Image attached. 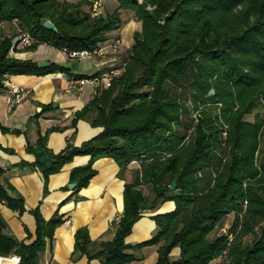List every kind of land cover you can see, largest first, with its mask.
Wrapping results in <instances>:
<instances>
[{
  "label": "trees",
  "instance_id": "16d2710c",
  "mask_svg": "<svg viewBox=\"0 0 264 264\" xmlns=\"http://www.w3.org/2000/svg\"><path fill=\"white\" fill-rule=\"evenodd\" d=\"M95 1L0 0V22L17 18L35 37L29 50L44 43L95 50L120 36L114 32L122 27V10H134L142 21L123 74L109 88H98L73 120L90 119L102 131L80 146L69 144L50 164L34 163L47 181L76 156L90 155L88 164L72 171L76 191L96 176L94 163L101 157L114 158L121 174L138 164L125 185L114 238L93 240L88 227L79 228L72 260L86 255L89 261L127 264L142 259L137 250L157 245V264H264V0H118L115 12L93 16ZM47 20L55 31L43 25ZM12 39L0 37V90L12 75L70 72L65 65L41 68L12 56ZM252 114L255 119L248 120ZM39 143L45 145V137ZM2 174L0 168V199L23 214L24 199L6 192ZM169 200L175 209L153 216L158 233L128 244L143 212ZM33 213V243L7 235L0 218V256L41 264L47 246L53 250L64 216L57 211L46 219L39 207ZM232 214L229 230L213 237ZM250 235L254 239L246 242Z\"/></svg>",
  "mask_w": 264,
  "mask_h": 264
},
{
  "label": "crops",
  "instance_id": "0c3cea01",
  "mask_svg": "<svg viewBox=\"0 0 264 264\" xmlns=\"http://www.w3.org/2000/svg\"><path fill=\"white\" fill-rule=\"evenodd\" d=\"M131 24L119 30L120 37L123 38L126 34L133 36L134 31L141 30L138 23L135 27ZM17 32L16 26L9 23L0 29V37H15ZM123 49L128 51L130 46ZM122 55H114L118 66L126 61L122 60ZM14 57L38 63L49 61L51 65H65L70 72L12 75L6 80V87L0 90V124L9 129L5 132L0 127V168L3 169L1 183L10 196L23 198L26 208L20 214L8 207L5 200L0 199V218L6 225L5 232L19 241L33 243L37 230L33 210L39 207L46 219L59 211L65 222L56 229L53 250L50 245L47 246L41 264H46L49 260L55 264H104L101 259L89 261L86 255L72 260L76 231L81 227H88L93 240L114 238L118 218L125 209V185L133 180V170L137 166H133V163L121 174V167L114 158L101 157L94 163L96 176L85 188L76 191V188L69 187L72 183V171L88 164L90 155L76 156L47 181L34 163L50 164L54 154L63 151L69 144L80 146L102 131L101 127L93 126L90 119H80L76 124L73 121L77 112L95 97L98 90L96 83L88 82L79 94H69L65 89L69 78L93 77L107 70L109 65L101 64L100 59H73L66 50L47 43L40 44L35 50L26 49ZM13 86L30 88L32 93L23 102L13 106L8 98ZM40 137H45V145L39 143ZM29 144L31 150H28ZM146 187L149 188L148 191L145 190ZM140 188L145 194L151 192L148 185ZM175 207V201L169 200L160 203L155 209L145 210L135 223L127 243H143L154 237L158 233V227L153 216L170 212ZM158 250L157 245L139 249L136 254L142 259L127 264H157ZM179 254L177 247L171 256L176 259ZM15 257L18 261L14 264H19L21 258L18 255L0 256V259Z\"/></svg>",
  "mask_w": 264,
  "mask_h": 264
},
{
  "label": "built area",
  "instance_id": "2783aa9c",
  "mask_svg": "<svg viewBox=\"0 0 264 264\" xmlns=\"http://www.w3.org/2000/svg\"><path fill=\"white\" fill-rule=\"evenodd\" d=\"M6 23L7 22L4 20L1 21L0 28L3 27ZM12 23L15 26H18V33L14 37V39H12L13 42L10 48V54L14 56L22 51L24 52L31 45H33V43L35 42V37L29 31L20 27L21 25H19L17 18H15L12 21ZM120 43H121L120 38H116L112 41L103 43L100 47H98L95 50H89V49L70 50V51L66 50L69 56L73 59H90L93 61L96 59H100L101 64L107 63L109 65V68L93 77L69 78L65 91L69 94H79L83 90L84 86L91 81L96 83L98 88L100 87L109 88L112 85L114 78L120 76L124 69L123 67L124 65L118 66L116 64L117 58L114 57V55L118 54ZM31 93L32 90L30 88L13 86L12 94H10L8 98L10 103L14 106L27 99ZM120 218L121 217L118 218L119 221ZM46 264H55V263L52 260H49Z\"/></svg>",
  "mask_w": 264,
  "mask_h": 264
},
{
  "label": "rangeland",
  "instance_id": "374dc122",
  "mask_svg": "<svg viewBox=\"0 0 264 264\" xmlns=\"http://www.w3.org/2000/svg\"><path fill=\"white\" fill-rule=\"evenodd\" d=\"M61 1H64V0H61ZM68 1H71V2H74V3H77L78 1L80 0H68ZM120 7V2L118 0H98V1H95L94 2V6H93V16H96V15H106L108 13H113L115 12L116 10H118ZM85 9H88L90 10L91 8L89 6H84ZM122 18H123V23H122V27H127L130 23H132L131 25L135 27V25L138 23V27H141V30H142V21H139L137 19V17L135 16V12L134 10L133 11H128V10H122ZM10 23V22H9ZM8 22L3 26L5 27L7 24H9ZM12 24V23H10ZM140 25V26H139ZM15 26V25H14ZM2 27V28H3ZM122 27L119 29L121 31ZM133 27V28H134ZM16 29L18 31V26H16ZM119 30H116L114 32V34L116 33H119ZM141 30H136L134 31V34L135 32L137 31H141ZM18 33V32H17ZM120 36H121V33H119ZM116 37V38H120L121 40V43L119 45V50H118V54L122 55V60L125 59L126 61L123 62L122 65H124L126 67V62L128 61V55H127V50H124L123 48H127V46H132L134 44V35H129V34H126L123 38L122 37ZM114 38V39H116ZM114 39H111L110 41L114 40ZM131 42V45H128L130 44ZM124 51V52H123ZM127 51V52H125ZM123 66V67H124ZM125 67L122 71V74L123 72L125 71ZM121 74V75H122ZM191 105V104H190ZM257 111H261L263 112V109L262 108H259ZM247 119L248 120H254L255 119V114H252V115H249L247 116ZM263 144H264V134H263ZM260 160H261V153H257V162L260 163ZM133 164V163H132ZM138 164L137 163H134L133 166H137ZM136 169V168H135ZM134 171V170H133ZM145 190H149L148 187L145 188ZM233 220H234V215H230L228 216L227 218V221H226V224L224 227L222 228H218V230H216L215 232H213L212 236L214 237L217 233H224V232H227L229 230V228L231 227L230 225H232L233 223ZM253 236L250 235V236H247L245 238V241L246 242H251L253 240ZM159 247V246H158Z\"/></svg>",
  "mask_w": 264,
  "mask_h": 264
},
{
  "label": "water",
  "instance_id": "95a60500",
  "mask_svg": "<svg viewBox=\"0 0 264 264\" xmlns=\"http://www.w3.org/2000/svg\"><path fill=\"white\" fill-rule=\"evenodd\" d=\"M43 25H45V27L47 28V29H49V30H53V31H55L56 30V26H55V24L51 21V20H47L46 22H45V24H43ZM51 65V62H49V61H40L39 62V66L41 67V68H46V67H49ZM214 89H211L210 90V95H212V94H214ZM76 186H77V183H70V185H69V187L71 188V189H75L76 188ZM172 188L173 189H176L177 188V179L173 182V184H172Z\"/></svg>",
  "mask_w": 264,
  "mask_h": 264
},
{
  "label": "bare ground",
  "instance_id": "6f19581e",
  "mask_svg": "<svg viewBox=\"0 0 264 264\" xmlns=\"http://www.w3.org/2000/svg\"><path fill=\"white\" fill-rule=\"evenodd\" d=\"M16 261H18V258H1L0 264H14Z\"/></svg>",
  "mask_w": 264,
  "mask_h": 264
}]
</instances>
